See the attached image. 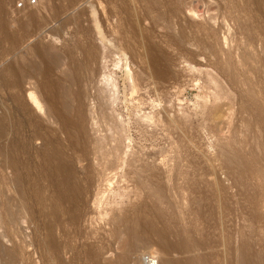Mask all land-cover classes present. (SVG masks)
Masks as SVG:
<instances>
[{
    "label": "rangeland",
    "instance_id": "rangeland-1",
    "mask_svg": "<svg viewBox=\"0 0 264 264\" xmlns=\"http://www.w3.org/2000/svg\"><path fill=\"white\" fill-rule=\"evenodd\" d=\"M15 1L0 0V264H264V0ZM43 50L61 57L44 78ZM89 51L71 112L47 117ZM111 131L106 175L89 140ZM62 153L83 193L54 185ZM134 210L150 229L129 244L110 221Z\"/></svg>",
    "mask_w": 264,
    "mask_h": 264
},
{
    "label": "bare ground",
    "instance_id": "bare-ground-1",
    "mask_svg": "<svg viewBox=\"0 0 264 264\" xmlns=\"http://www.w3.org/2000/svg\"><path fill=\"white\" fill-rule=\"evenodd\" d=\"M145 4H147V3H145ZM152 5H153V3H152ZM146 7H148V5H146ZM107 14L108 13L106 11L105 12L106 17H107ZM103 32H104V34L107 32L106 27L104 25H103ZM106 35H107V33H106ZM83 50H85V49H83ZM49 51H44V53H45L44 54V57L50 63L51 66H44V67L41 66L40 67V74H41V76L43 78L45 77V75L47 74V72H48L49 69H53V68L58 67L59 66V63L61 61V57H60L59 54H57V53H51ZM84 53L85 54L82 55L83 57H81V60H77V61H73L72 62V65L70 67H71V69L73 68V71L74 72H73V74L71 76L69 75L70 77L69 76H65L64 78L60 77V78H58L56 80V83H55L56 85L55 86H56L57 92L54 94V97L56 99H59L60 102L58 103L59 104V106H58V105H56L53 102L54 99L52 100L51 98H48L49 101H50V105H48L47 109L44 110V113L47 115V117L48 116H51V114H52V115H55V117L57 118V113L59 114V110L62 112L63 115H67V114H69L71 112V110H72V103H73V101H72L73 100V97L71 98V95H73V93L71 91V86L72 85H77L79 88L81 87V84H82L81 82H82V78H83L82 76L84 75L85 72L87 73V75H89L92 72V69H91L92 66H91L90 63L95 60V53H94V51H89V52H84ZM33 65H34L33 66L34 68H35V66H37V65H35V63ZM20 68H21V66L19 67V72L21 74V73H23V69L22 68L20 69ZM36 68H38V67H36ZM67 68H69V66H67ZM125 73L128 74L127 71ZM23 75H25V74L23 73ZM20 76H22V75H20ZM84 77H86V76H84ZM43 87H45V86L43 85ZM80 94H81V92H80ZM29 95H30V98H31L32 102L37 106V108L39 110L44 109V107L40 104L41 102L38 100V97H36L32 91L29 92ZM101 115H103V114H101ZM103 116H105V115H103ZM103 116H102V118H104ZM52 117L55 118L54 116H52ZM95 118L98 119L97 116L95 117L92 114L91 115V120H94ZM106 119H108V118L106 117ZM106 119H104V120H106ZM104 120L103 119H102V121L99 120L100 121L99 124H102L101 122H103V123L106 124L107 123L106 121H109V119L106 120V121H104ZM83 121H84L83 114L81 112H75V114L73 115V120L70 122L71 124L74 123L77 126V131H75V133H73L71 135V137H72L73 140H76L80 144L81 143H85L88 140L87 133L83 129ZM64 122H65L64 123V126L68 124L66 121H64ZM97 122H98V120H95L94 124H96ZM107 126H109V124ZM108 129L111 130L112 128L110 127ZM96 131H98V130H96ZM113 134H114V132H112L109 136H106L105 134H102L100 137L96 136L95 138H90L91 140H89V142L92 145V151H91V153L94 155V159H97V161H96L97 164L96 165L97 166L99 165L102 168L104 174H106V175H107V173L105 171L106 170H112V168L114 166L112 163H114V160H115V157H113L114 160H112L113 162L111 163V161L109 159V156L110 155L113 156L112 154L115 155V153H116V151L118 149V146H117L118 139L114 138V135ZM110 141H112V144L110 143L111 145L109 144ZM104 144H107V148H105L106 145L104 146ZM8 147L10 148V146H8ZM8 147H7V149H8ZM10 150H12V149H10ZM117 153H118V151H117ZM62 155H63V153H62ZM64 158H68V155L65 156V157L63 155V157H61V159L63 161H64ZM69 159H70V157H69ZM4 160H5V157H4ZM56 161L59 163L61 160L58 158ZM65 161L64 162H60L59 164L56 162V164H58L57 165L58 168L56 169L58 172H56L57 174L55 175L54 185L57 188H62L63 190H72V192H75L76 194L83 193V191L85 190V187L82 186L81 185L82 183H80V181L77 179V177L75 175V171H74L73 166L71 164L72 161L69 160V161H71V163L69 161H66V162ZM13 166H15V165H13ZM54 168L55 167L53 166L52 167L53 171H54ZM52 169H51V171H52ZM13 171H15V170H13ZM249 172H250V170H249ZM52 174H54V173H51V176H53ZM51 178H53V177H51ZM104 181L106 182L105 184H108L109 183V178H104ZM162 193L163 192L161 190L156 191L157 196L160 195L161 198L163 197V196H161ZM99 194H100V192H99ZM95 197H94V200H95ZM99 197H101V196H98L97 198H99ZM95 202H96V200H95ZM98 203H99V201H98ZM133 213H135V216H134L133 220H131L129 222L121 223L122 222V218H117V217L116 218H113L110 221L111 224H113L114 231H116V233H115L116 237L119 234H123L124 237H125V239L127 240V242L129 244H133V242L136 240V237L138 236L139 232L142 229L143 230H146V231H148L150 229V223H149L150 222V217H149V215H147V214H139L138 211H136V210H134ZM141 264H142V260H141Z\"/></svg>",
    "mask_w": 264,
    "mask_h": 264
},
{
    "label": "built area",
    "instance_id": "built-area-1",
    "mask_svg": "<svg viewBox=\"0 0 264 264\" xmlns=\"http://www.w3.org/2000/svg\"><path fill=\"white\" fill-rule=\"evenodd\" d=\"M26 0H16L15 6L17 8L24 7ZM35 0L29 1L27 4L33 3ZM142 264H158L156 256L151 253H144L142 255Z\"/></svg>",
    "mask_w": 264,
    "mask_h": 264
}]
</instances>
